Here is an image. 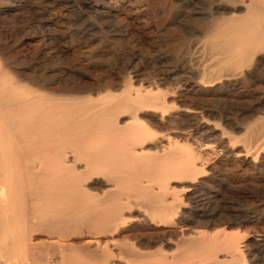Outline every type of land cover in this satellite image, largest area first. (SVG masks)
I'll return each instance as SVG.
<instances>
[{"label": "bare ground", "instance_id": "bare-ground-1", "mask_svg": "<svg viewBox=\"0 0 264 264\" xmlns=\"http://www.w3.org/2000/svg\"><path fill=\"white\" fill-rule=\"evenodd\" d=\"M220 13L229 15L209 27L210 46L219 55L207 64L198 62L191 74L180 75L167 89L152 83L117 91L120 87L106 89L110 84L105 83L95 94L78 86L33 94L29 88L3 89L9 77L0 71V254H8L6 264H42L40 248L30 242L36 229L92 235L81 252L64 243L56 264H115L120 253L91 251L101 237L114 238L136 223L169 233L184 226L187 201L209 178L211 154L205 143L173 141L156 127L175 112L197 114L193 105L178 104L173 97L186 94L181 81L199 91L229 87L247 80L264 61V0H214L213 14ZM193 55L188 58L196 59ZM259 132L254 124L244 138L230 134L229 139L248 143L239 154L262 158L264 146L249 147ZM176 231L170 254L165 247L171 240L161 239L157 253L150 255L157 260L131 255L133 264H246L238 230L223 227L198 236ZM16 247L33 258L13 257Z\"/></svg>", "mask_w": 264, "mask_h": 264}, {"label": "rangeland", "instance_id": "rangeland-1", "mask_svg": "<svg viewBox=\"0 0 264 264\" xmlns=\"http://www.w3.org/2000/svg\"><path fill=\"white\" fill-rule=\"evenodd\" d=\"M213 13L214 0H0V71L9 77L1 87L19 92L29 88L33 94H48L58 86H78L86 89V94H95L105 83L110 84L106 89L120 87L117 91L152 83L167 89L180 75L191 74L198 62L207 64L219 55L210 46L211 28L229 13ZM190 55L197 60H190ZM263 63L247 80L232 82L231 88L199 91L181 81L186 94L173 97L178 104L193 105L198 115L175 112L156 127L164 136L171 135L173 141L205 143L211 154L209 178L187 201L186 228H173L194 236L223 227L238 230L245 243L246 264H264V156L253 159V155L239 154L248 143L229 138L231 134L242 139L257 124L260 132L249 147L264 146ZM125 227L115 234L117 240L101 237L99 246L93 245L91 251L99 253L106 248L120 253L121 261L115 264H133L131 255L142 256L144 261L157 260L150 255L157 253L161 239L171 240L165 252L170 254L175 248L171 242L178 237L176 230L163 232L162 227L140 223ZM91 236L87 231L60 236L53 230L36 229L30 242L40 248L37 254L42 264H56L64 243L80 251ZM14 249L13 257L33 258ZM7 255L0 254V264L8 262Z\"/></svg>", "mask_w": 264, "mask_h": 264}]
</instances>
